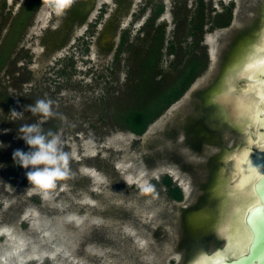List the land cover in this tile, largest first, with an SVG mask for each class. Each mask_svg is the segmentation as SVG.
Returning a JSON list of instances; mask_svg holds the SVG:
<instances>
[{"label":"rangeland","instance_id":"obj_1","mask_svg":"<svg viewBox=\"0 0 264 264\" xmlns=\"http://www.w3.org/2000/svg\"><path fill=\"white\" fill-rule=\"evenodd\" d=\"M170 1L166 0V10ZM190 13L189 9L184 11L187 16ZM13 17L0 11V51L6 55L0 66V144L5 146L0 148V264H172L166 252L175 238L170 227L178 213L162 177L157 172L149 176L143 161L146 136L160 126L171 110L167 109L141 136L119 130L105 112L113 109L122 87L138 73L136 58L140 61L143 53L135 39L144 37L141 30L136 31L143 19L131 31L126 44L129 50L121 52L113 63L114 52L102 60L95 56L96 51L82 58L83 46L65 48L55 63L54 55L49 68L47 64H37L35 59L31 78L26 80L27 75L18 67L20 63H14L19 49ZM48 17L42 11L38 16L40 23H35L24 39L28 41L31 33L38 34ZM166 23V38L174 40L175 49L190 43L192 38H185L181 32L175 42L168 14ZM8 40L12 42L9 49L5 47ZM34 46L37 53L40 48ZM200 53L199 48L194 49V56ZM171 59L172 56H163V68ZM186 92L172 107L184 100ZM37 99L52 100V110L57 115L42 120L24 112L25 119H11L10 110L21 112ZM24 123H40L44 132L51 130L59 135L63 151L70 156L68 178L57 182L47 200L31 191L32 185L26 179L29 169L16 168L12 159L16 149L29 150L23 140L17 139ZM191 125L194 131V120ZM166 150L159 143L151 158L168 161ZM136 171V178H125V173ZM164 171L169 172V177L172 175V180L181 177L174 165ZM185 180L189 183L187 177ZM62 216L79 227L69 228L61 221ZM185 218L192 223L204 221L194 217V213ZM162 236L160 252H148L149 242L155 246L156 239ZM174 259L177 261L178 257ZM193 261L190 254L185 264Z\"/></svg>","mask_w":264,"mask_h":264},{"label":"flooded vegetation","instance_id":"obj_2","mask_svg":"<svg viewBox=\"0 0 264 264\" xmlns=\"http://www.w3.org/2000/svg\"><path fill=\"white\" fill-rule=\"evenodd\" d=\"M170 3L166 10V0H72L57 15L45 0H0V11L4 16H14L18 33L15 44L18 43L19 49L14 63H20L18 67L27 75L26 80L31 78L35 59L37 64H47L49 68L54 55L58 59H53L55 63L65 48L83 46L82 58L96 51L95 56L102 60L114 52L113 63L119 59L116 54L121 38L129 39L141 19L143 23L136 31L141 30L146 37L160 26L166 38L168 14L175 42L180 32L185 38H192L190 45L201 50L197 57L202 66L188 95L170 109L173 103L168 108L170 115L146 136L143 161L149 168V176L155 172L161 177L168 176L169 172L156 169L161 164L151 158L162 142L168 161L160 162L174 165L181 175L173 180L172 175L168 176L180 190L181 198L171 200L178 214L170 227L175 238L166 255L171 256L172 264H185L192 254L194 261L187 264H194L201 255L211 257L226 246L218 228L239 203V199L231 196L237 192L233 185L240 179L228 154L245 148V142L250 139L248 147L253 154L250 158L257 166L264 167V153L259 151L257 136L260 125L248 123L243 110L231 99H217L225 88L239 96L259 88L251 80L234 78L229 70L242 66L264 47V0H171ZM188 9L190 16L184 14ZM42 11L49 17L40 32L31 33L27 41L26 33L35 23H40L38 16ZM34 45L40 48L37 53L33 51ZM189 213L204 221H187L185 217ZM261 225L258 230L249 225L254 237L264 234ZM156 240L157 247L149 242L148 252H160L164 237ZM174 256L180 260L175 261Z\"/></svg>","mask_w":264,"mask_h":264},{"label":"trees","instance_id":"obj_3","mask_svg":"<svg viewBox=\"0 0 264 264\" xmlns=\"http://www.w3.org/2000/svg\"><path fill=\"white\" fill-rule=\"evenodd\" d=\"M13 28L17 30L15 22ZM147 35L148 37L144 34L142 39L138 37L135 39V45H140L139 49L143 53L140 54V61L135 57L138 73L134 77L131 76V81L122 87L121 97L119 100L115 98L113 109L105 110L119 130L136 136L143 135L151 124L183 96L202 66L199 58L193 54L194 45L189 43L182 49L179 47L175 49L174 40H166L164 29L160 26ZM127 40L121 38L117 58L121 52L129 50ZM6 42L5 47L9 49L12 42L10 40ZM1 51L0 66L6 57ZM163 56L173 57L164 68ZM15 167L18 165L15 164ZM161 181L170 198L177 200L181 198L180 190L172 184L168 176L162 177Z\"/></svg>","mask_w":264,"mask_h":264},{"label":"snow or ice","instance_id":"obj_4","mask_svg":"<svg viewBox=\"0 0 264 264\" xmlns=\"http://www.w3.org/2000/svg\"><path fill=\"white\" fill-rule=\"evenodd\" d=\"M55 2L59 13L69 7L72 0ZM229 73L236 79L251 80L254 85L259 84L258 89L253 88L251 94L245 96L234 95L225 88L217 99H231L243 110L248 123L260 125L257 132L259 151L264 153V47L242 66L230 69ZM251 142L249 139L245 142V148L237 153L228 154L233 158V170L239 174L240 179L233 185L237 192L231 196L233 199H239V203L233 207L229 218L218 228L220 237L226 240V246L211 257L201 255L194 264H233L234 260L247 258L255 246L256 239L251 234L249 225L252 229L258 230V226L264 223V167L257 166L251 160L253 154L248 147Z\"/></svg>","mask_w":264,"mask_h":264},{"label":"clouds","instance_id":"obj_5","mask_svg":"<svg viewBox=\"0 0 264 264\" xmlns=\"http://www.w3.org/2000/svg\"><path fill=\"white\" fill-rule=\"evenodd\" d=\"M46 4L57 12L55 0H45ZM53 101L50 99H37L33 104L24 106L23 111L10 110L11 119H25L24 112L31 113L32 117H40L42 120L52 118L56 113L52 110ZM63 119V117H61ZM17 139L23 140L28 147L25 152L16 149L12 153V159L26 172V179L32 185L31 191L41 194L43 199H49L51 190L57 187V182L69 176V153L63 151L62 140L59 135L49 130L44 132L40 123H24L18 130ZM5 147L0 144V148ZM149 191V188H144Z\"/></svg>","mask_w":264,"mask_h":264},{"label":"water","instance_id":"obj_6","mask_svg":"<svg viewBox=\"0 0 264 264\" xmlns=\"http://www.w3.org/2000/svg\"><path fill=\"white\" fill-rule=\"evenodd\" d=\"M193 86L191 85L190 89H192ZM171 108H173V107L171 106L170 109ZM160 161H162L161 158H156V162H159L161 164V165H158L156 168V169H158V171L159 170L163 171L165 169L167 170V168H168L167 166H171V165H167V163H163V165H162V162H160ZM81 174L83 176L89 178L90 180H92V177L88 176L86 173H83V171H81ZM124 176L126 179L128 176H130L134 179L138 176V174L136 171V172H132V173H125ZM61 221H63V223L65 222V224L73 230L77 228L74 222L69 223L68 220H66V216H62ZM260 230H263V232H264V223H262ZM255 239H256V243H255V246L252 248L250 255H248L247 258H245L244 260H234L233 264H264V234L259 233L258 235L255 236ZM83 250H84V248H83Z\"/></svg>","mask_w":264,"mask_h":264},{"label":"bare ground","instance_id":"obj_7","mask_svg":"<svg viewBox=\"0 0 264 264\" xmlns=\"http://www.w3.org/2000/svg\"><path fill=\"white\" fill-rule=\"evenodd\" d=\"M257 99H258V98H257ZM249 148H250V147H249ZM262 161H263V160H262ZM261 163H262V162H261ZM257 164H258V163H257ZM262 165H263V164H262ZM66 220H67V219H66ZM75 225H76L77 228L79 227L77 224H75ZM77 228H76V229H77ZM39 229H40V228H39ZM1 230H3V229H0V231H1ZM43 230H44V229H43ZM40 232H41V231H40ZM53 249H54V248H53ZM39 253H40V251H39Z\"/></svg>","mask_w":264,"mask_h":264}]
</instances>
